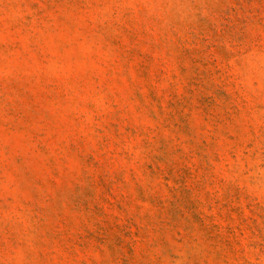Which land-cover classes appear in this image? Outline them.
<instances>
[{
	"label": "rangeland",
	"instance_id": "rangeland-1",
	"mask_svg": "<svg viewBox=\"0 0 264 264\" xmlns=\"http://www.w3.org/2000/svg\"><path fill=\"white\" fill-rule=\"evenodd\" d=\"M0 264H264V0H0Z\"/></svg>",
	"mask_w": 264,
	"mask_h": 264
}]
</instances>
